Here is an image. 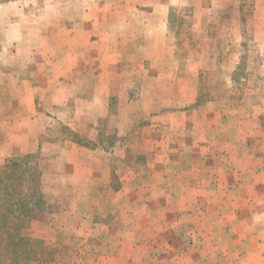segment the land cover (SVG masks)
<instances>
[{"label":"rangeland","instance_id":"obj_1","mask_svg":"<svg viewBox=\"0 0 264 264\" xmlns=\"http://www.w3.org/2000/svg\"><path fill=\"white\" fill-rule=\"evenodd\" d=\"M27 157L48 264H264V0H0Z\"/></svg>","mask_w":264,"mask_h":264},{"label":"trees","instance_id":"obj_2","mask_svg":"<svg viewBox=\"0 0 264 264\" xmlns=\"http://www.w3.org/2000/svg\"><path fill=\"white\" fill-rule=\"evenodd\" d=\"M9 163L0 169V264H48L31 236V226L53 210L41 190V174L22 168L33 163L31 157Z\"/></svg>","mask_w":264,"mask_h":264},{"label":"crops","instance_id":"obj_3","mask_svg":"<svg viewBox=\"0 0 264 264\" xmlns=\"http://www.w3.org/2000/svg\"><path fill=\"white\" fill-rule=\"evenodd\" d=\"M178 5V2L177 1H175L174 2V4H173V6H177ZM102 11L101 10H99V11H97L96 12V15H97V13H101ZM98 16V15H97ZM110 18V16H108V17H106L104 20H101V18L98 16V20H100V21H106V20H108ZM117 62H113V64H116Z\"/></svg>","mask_w":264,"mask_h":264}]
</instances>
